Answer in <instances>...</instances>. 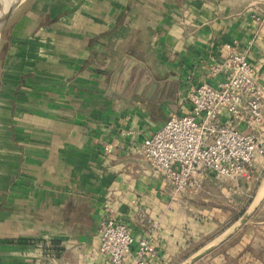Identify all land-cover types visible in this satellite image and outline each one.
<instances>
[{"label":"crops","instance_id":"crops-1","mask_svg":"<svg viewBox=\"0 0 264 264\" xmlns=\"http://www.w3.org/2000/svg\"><path fill=\"white\" fill-rule=\"evenodd\" d=\"M232 47L257 68L264 101V0H26L0 48V264H113L99 250L105 203L133 250L150 241L147 264H173L219 228L232 205L214 175L177 192L142 146L190 109L188 91L222 78L212 70ZM138 67L164 85H123ZM249 243L194 264H264Z\"/></svg>","mask_w":264,"mask_h":264},{"label":"built area","instance_id":"built-area-1","mask_svg":"<svg viewBox=\"0 0 264 264\" xmlns=\"http://www.w3.org/2000/svg\"><path fill=\"white\" fill-rule=\"evenodd\" d=\"M222 75L188 91L189 110L173 114L166 124L143 142L152 169L177 192L193 193L210 174L228 182L230 190L251 199L264 172L256 162L264 157L263 90L259 72L246 51L232 47L212 70ZM225 120L227 121H224ZM245 125L248 131H243ZM101 218L99 250L113 264H147L153 247L148 239L137 242L130 227L117 219L108 203Z\"/></svg>","mask_w":264,"mask_h":264},{"label":"water","instance_id":"water-1","mask_svg":"<svg viewBox=\"0 0 264 264\" xmlns=\"http://www.w3.org/2000/svg\"><path fill=\"white\" fill-rule=\"evenodd\" d=\"M26 0H0V48L1 41L4 34V31L8 25V22L15 11L25 2ZM142 64H140L141 66ZM142 69L138 67L134 73L133 78L132 70L128 69L123 73L122 84L127 85L130 82L131 87H136L135 91L142 93L144 86L147 83H151V90L156 86L160 85L161 87L164 83H158L152 80L151 74L147 70L145 73H142ZM179 89V82L176 80L172 84V98L177 96ZM264 203V172L261 179L258 182L255 193L250 199L248 205L245 209L239 214V216L226 228L220 231L218 234L204 242L198 248L190 252L183 259H181L177 264H194L201 258L207 256L221 245L229 241L234 237L246 224L247 222L255 215L261 205Z\"/></svg>","mask_w":264,"mask_h":264},{"label":"rangeland","instance_id":"rangeland-1","mask_svg":"<svg viewBox=\"0 0 264 264\" xmlns=\"http://www.w3.org/2000/svg\"><path fill=\"white\" fill-rule=\"evenodd\" d=\"M260 172V170L258 171ZM214 184L220 186L223 188L225 193H218L217 197H219V200H227L231 203V212L225 215L224 222L217 228L215 231L207 235L202 241H199L198 243L191 246L185 254L178 258L173 262V264H177L181 259H183L186 255H188L190 252L198 248L200 245H202L204 242L218 234L220 231H222L224 228H226L229 224H231L238 216L239 214L245 209V207L248 205L250 198L247 194H243L242 191H234L230 190L228 187V182L225 181H218L215 179ZM201 188V186H200ZM199 188V190H200ZM197 190L196 192L190 193V194H197L199 192ZM250 220H252L251 227L254 228V231L256 232V235L251 236V233L247 232L246 229L240 230L234 237H232L229 241L221 245L219 248H217V251H229V250H235L241 247V250L243 248L242 241H244V238L247 237V239L250 241V243L244 248L245 251H257L262 252L264 250V211H260L258 214L254 215ZM256 226V227H255Z\"/></svg>","mask_w":264,"mask_h":264}]
</instances>
